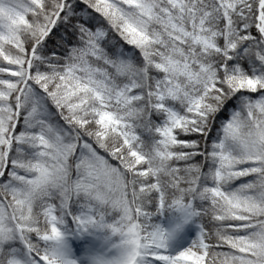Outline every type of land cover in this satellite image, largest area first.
I'll use <instances>...</instances> for the list:
<instances>
[{
    "label": "snow or ice",
    "instance_id": "snow-or-ice-1",
    "mask_svg": "<svg viewBox=\"0 0 264 264\" xmlns=\"http://www.w3.org/2000/svg\"><path fill=\"white\" fill-rule=\"evenodd\" d=\"M0 264H264V0H0Z\"/></svg>",
    "mask_w": 264,
    "mask_h": 264
}]
</instances>
